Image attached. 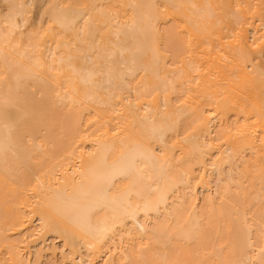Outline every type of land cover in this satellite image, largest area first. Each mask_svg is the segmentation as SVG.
Instances as JSON below:
<instances>
[{"label":"bare ground","instance_id":"bare-ground-1","mask_svg":"<svg viewBox=\"0 0 264 264\" xmlns=\"http://www.w3.org/2000/svg\"><path fill=\"white\" fill-rule=\"evenodd\" d=\"M248 41L210 0H0V264H264Z\"/></svg>","mask_w":264,"mask_h":264},{"label":"rangeland","instance_id":"rangeland-1","mask_svg":"<svg viewBox=\"0 0 264 264\" xmlns=\"http://www.w3.org/2000/svg\"><path fill=\"white\" fill-rule=\"evenodd\" d=\"M210 1L223 23L231 27L234 31L240 30L247 34L249 37L247 45L254 59L253 61L257 65L258 70L264 73V0ZM3 4L5 3H1V10L5 9L2 8ZM35 5L33 8L31 7L28 22L25 23V26L23 25L24 27L21 26V29L25 30L33 27L37 22L41 3L38 1ZM3 7L5 6L3 5ZM224 201L228 203L227 200Z\"/></svg>","mask_w":264,"mask_h":264}]
</instances>
